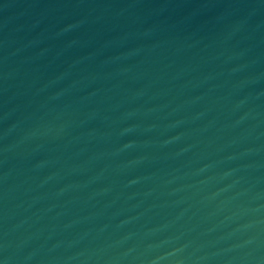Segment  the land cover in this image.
<instances>
[{"label":"water","instance_id":"water-1","mask_svg":"<svg viewBox=\"0 0 264 264\" xmlns=\"http://www.w3.org/2000/svg\"><path fill=\"white\" fill-rule=\"evenodd\" d=\"M0 264H264V0H0Z\"/></svg>","mask_w":264,"mask_h":264}]
</instances>
